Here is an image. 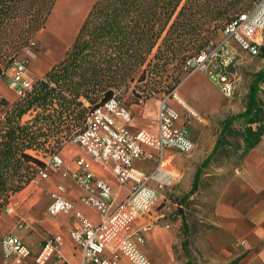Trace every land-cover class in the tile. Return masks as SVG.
Segmentation results:
<instances>
[{
  "label": "trees",
  "instance_id": "obj_1",
  "mask_svg": "<svg viewBox=\"0 0 264 264\" xmlns=\"http://www.w3.org/2000/svg\"><path fill=\"white\" fill-rule=\"evenodd\" d=\"M240 1L96 0L64 57L37 79L24 97L14 102L0 99L5 107L0 116V211L11 193L22 189L38 166H45L39 152L47 147H51L50 153L60 149L71 130L81 128L87 111L116 90L128 89L133 80L143 81L147 73L159 72L174 58L185 62L186 57L204 49L209 44L210 27L231 19ZM53 3L0 0V78L9 79L7 70L28 46L30 37L44 27ZM181 79L176 75L170 88ZM132 93L127 104L137 103L142 95L146 99L154 94L133 89ZM27 114L29 117L23 120ZM236 121L239 127L234 128ZM230 131L239 135V142L228 141ZM262 135L264 68L252 74L243 109L221 121L212 149L198 165L191 188L179 201L185 203L197 191L203 169L212 160L224 156L236 166ZM174 212L180 215L186 234L184 215L178 209ZM187 243L185 236L181 240L186 258L183 264H198Z\"/></svg>",
  "mask_w": 264,
  "mask_h": 264
},
{
  "label": "crops",
  "instance_id": "obj_2",
  "mask_svg": "<svg viewBox=\"0 0 264 264\" xmlns=\"http://www.w3.org/2000/svg\"><path fill=\"white\" fill-rule=\"evenodd\" d=\"M95 1H54L44 27L39 29V37L46 36L48 42L50 41L49 45L44 46V49L28 62L23 78L35 83L37 79L44 77L54 63L64 57L62 54L67 47V39L72 33L74 39ZM60 5L67 10L66 12L69 13L67 16L70 18L66 20L62 30L56 29L57 34L55 30L53 32L49 30L47 20L53 14H61ZM9 72L11 73L10 70ZM204 74V72L194 70L185 75L178 83L176 91L191 107L206 117L203 124H206L208 120L222 121L227 117L226 100L213 94L210 87L213 86L215 89L214 86L217 85L205 79ZM8 82V78H0V93L7 101L10 100L5 89ZM12 89L15 91L14 88ZM160 96L156 95L155 98L145 99L142 104H135L137 108L129 107L132 113V119L128 123L130 129L154 130L156 128ZM169 102L172 107L182 111L174 99H170ZM182 121L183 116L177 124H181ZM199 131L201 134L206 133L207 126L193 122L191 137L195 142V148L191 151L192 154L191 152L183 155L177 154L179 157L173 160V155L166 152L167 167L175 174L177 171L175 182L165 189L163 195L156 199L149 210L133 222V227L140 228L144 238V242L138 244V247L154 264H182V261L177 260L173 251V247L178 243V236L175 230L169 228L172 219L174 225H179L180 215L174 211L170 212V204L174 196L189 191L194 175V163L200 164L216 141V137H200ZM203 153L206 155L202 156ZM58 154L64 160L65 167L71 170L76 167L75 161L78 156L85 157L90 162L91 171L111 185L114 203L120 202L129 193L131 183L119 184L111 170V163L102 166L92 161L81 147L69 150L64 145L59 149ZM43 159L44 162L47 160L46 157ZM134 163L139 168L147 166L138 161ZM46 171V177L37 176L22 189L9 195L6 205L0 211V242L9 233L20 237L31 251V256L20 264H32L33 256L39 251L41 241L54 234H59L62 237L59 250L63 260L66 263L79 264L80 253L70 235L71 230L78 226L79 221L64 213L57 215L48 213V206L52 201L51 192L58 190V186H62L60 193L74 201L75 207L87 219L98 222L100 216L92 206L80 201V196L84 194V191L75 184L71 177L63 175L52 165L46 167ZM188 171L191 175H188ZM189 178H191L190 181ZM160 204L163 206L157 208ZM7 206L11 207V212L6 211ZM203 221L211 227L205 230L201 239L193 240V253L190 252L195 262L198 264H264V135L254 147L248 150L240 164L234 167V173L217 190L210 216ZM19 223L23 226L19 227ZM186 225L188 226L187 223ZM157 231L161 233L158 234ZM0 264H8L5 262L1 243ZM116 264L132 263L121 256Z\"/></svg>",
  "mask_w": 264,
  "mask_h": 264
},
{
  "label": "built area",
  "instance_id": "obj_3",
  "mask_svg": "<svg viewBox=\"0 0 264 264\" xmlns=\"http://www.w3.org/2000/svg\"><path fill=\"white\" fill-rule=\"evenodd\" d=\"M223 33L219 43L187 58L183 69L188 74L201 70L215 80L225 97H230L237 83L236 67L240 49L255 57L264 45V0H254L248 10L238 13L226 23ZM26 70L27 64L23 60H15L10 67L8 83L19 98L24 97L34 84L23 78ZM176 87L160 96L154 130L130 129L131 109L114 93L86 113L81 128L71 138L92 161L102 166L111 163V170L119 184L131 183L129 193L120 202L114 203L111 185L91 171L90 162L83 156H78L76 167L71 170L65 167L58 152L50 153L45 166L40 167L32 177L31 180L37 176L46 177V167L54 166L83 189L80 201L98 212L99 221L92 222L75 207L74 201L60 193L62 186L51 192L48 213H64L79 221L78 226L70 232L80 253L79 264H116L121 256L132 264H154L139 249L138 244L143 243L144 238L140 228L133 227V222L175 182L176 174L166 164V151L191 152L195 148L191 125L206 121L203 114L177 93ZM170 99H174L182 111L172 107ZM144 100L142 95L137 103L142 104ZM182 116V123L177 124ZM135 161L147 164L146 168L137 167ZM6 211L11 212V207L7 206ZM18 226L22 227L23 224L19 223ZM61 239L59 234L43 239L32 264H70L63 260L60 253ZM0 243L8 264H20L31 256L30 249L14 234L5 235Z\"/></svg>",
  "mask_w": 264,
  "mask_h": 264
},
{
  "label": "rangeland",
  "instance_id": "obj_4",
  "mask_svg": "<svg viewBox=\"0 0 264 264\" xmlns=\"http://www.w3.org/2000/svg\"><path fill=\"white\" fill-rule=\"evenodd\" d=\"M253 1L254 0H241L240 3L237 4V7H238L237 12L233 13V17L231 19H233L238 13L248 10L252 6ZM60 9H61V14H57V13L56 15L53 14L48 19L49 21L47 20L49 30L52 32L54 30L56 31V29L62 30L64 28V24L66 20L70 18V16H67L69 15V13L66 12L67 10H65L62 7V5H60ZM231 19H229L228 21H223L222 23L218 24V26L216 23L215 26L210 27L209 44L204 49L214 46L215 44L219 43L222 40L224 36V33H223L224 26ZM56 33L58 34L57 31ZM39 36H40V32L39 30H37L30 37L28 46L19 52V54L16 57V60H23L28 65V62L31 59H34L35 56H37L44 49V46L49 45L50 41L48 42L46 36L45 37L42 36L41 38ZM72 36H73V33L67 39V47L63 51L62 56H64L66 50L71 45V42L73 41ZM240 52L241 53L239 57V64L236 67L237 83H236V87L233 90L231 96L224 97L223 96L224 94H222V92L219 90L217 86H214L215 89L213 88V86L210 87V89L212 90L213 94L216 97L226 100V105L228 107L227 114H226L227 116L238 113L242 110V108L244 107V102L246 99L248 86L252 79V74L264 68V51H260V54L255 57H250L249 55H247L246 52H244L241 49H240ZM186 55L188 54L186 53L183 58H185ZM187 58L189 57H186L185 60ZM183 64L184 62L182 61L180 62L176 60V58H174L167 64L165 68L161 69L159 72L157 73L153 72L150 74L147 73L143 81L133 80L130 83V86L128 89L125 90V87H122L121 89L116 90L115 94L128 107L131 106V109L137 108L135 104H138V103L127 104V102L131 100V98L133 97L132 89L134 92L144 91V92L155 94V95H151L147 97L146 99L150 97L155 98L156 95L166 94L171 90L170 87L173 85L176 75H181L183 79V77L188 74L187 71L183 69ZM9 69L7 70V73H9ZM198 71H201V70H198ZM204 75H205L204 76L205 79H208L212 83H216L215 80L209 78L208 76H206V74ZM5 89H6V95L8 99H10L9 102H14L20 99L17 93L12 89V87H10L9 83L5 86ZM1 98H4V97H3V94L0 93V99ZM85 104L87 105L86 102ZM4 110H5V107L2 104H0V116L3 115ZM28 117H29L28 114L25 115L23 117V120ZM197 124L207 126L206 133L203 132V134H201L200 131H199L200 133L198 132V135H200V137H207V136L217 137L218 131L220 129L221 120H216V121L208 120L206 124H203V123H197ZM233 127L234 128L239 127V122L236 121ZM79 129L80 128H78L77 130H71V134L69 138L64 139L62 146L65 145L66 148L69 150H74V149L79 148L80 146L77 143L71 141L72 136L76 132H78ZM65 131L66 129H63V132ZM226 137L228 141L232 144L240 141L239 135H236L235 133L231 131L226 135ZM50 151H52L51 147H47L46 151L39 152L37 155L44 161L43 157H47V155L50 154ZM58 151L59 149L56 150V152ZM166 152H168L169 155H173V160L179 157V155L177 154H181V155L185 154V153H179L176 150H168ZM190 154H192V152ZM204 155H206V153L202 154V156ZM184 156H181V158H185ZM198 165L199 163L197 164L194 163L193 165L194 172ZM234 167L235 166L232 165V163L224 159V156L215 158L214 160L210 162V164L205 169H203V172L200 176V180L198 183L197 191L193 195H191L185 203H182L179 201L180 197H182L184 193L174 196V198L171 200L172 203L170 204L171 205L170 212L175 211L176 209H178V211L180 210L181 213L184 215L186 223L188 224V226L186 225V228H187L186 234L183 231L180 216L178 218L179 225L178 226L174 225V222H173L174 220L172 219L171 226L169 227L170 229L175 230L178 236V243L177 245L173 247V251L176 255L177 260L182 261V264L186 261V258L184 256V253L181 247V240L185 238L186 236V239L188 242L187 248L189 251L193 253V249H194L193 240L201 239V236L205 233V230L211 227L210 225L206 224V222H204L203 220H205V218L210 216L211 207L213 204V199L215 197V194L217 190L227 180V178H229V176L234 173ZM39 168H40L39 166L36 168V172L34 173L33 176L37 174V171ZM221 170L222 172H220ZM187 173L188 175H191L190 171H188ZM176 174H177V171H176ZM190 179L191 178H189V181ZM162 206L163 204H160L157 206V208H161ZM157 233L159 234L161 233V231H157Z\"/></svg>",
  "mask_w": 264,
  "mask_h": 264
},
{
  "label": "bare ground",
  "instance_id": "obj_5",
  "mask_svg": "<svg viewBox=\"0 0 264 264\" xmlns=\"http://www.w3.org/2000/svg\"><path fill=\"white\" fill-rule=\"evenodd\" d=\"M56 49V48H55ZM51 59V58H50Z\"/></svg>",
  "mask_w": 264,
  "mask_h": 264
}]
</instances>
